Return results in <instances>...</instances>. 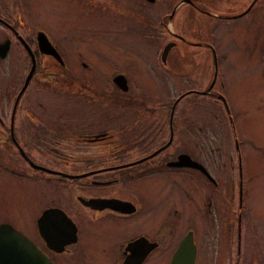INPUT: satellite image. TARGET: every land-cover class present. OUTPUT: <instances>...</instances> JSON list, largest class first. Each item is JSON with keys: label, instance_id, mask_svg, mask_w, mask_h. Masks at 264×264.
Instances as JSON below:
<instances>
[{"label": "flooded vegetation", "instance_id": "af4514ba", "mask_svg": "<svg viewBox=\"0 0 264 264\" xmlns=\"http://www.w3.org/2000/svg\"><path fill=\"white\" fill-rule=\"evenodd\" d=\"M52 2L57 38L45 23V4L51 10ZM91 16L95 23H79ZM239 18L252 27L242 43L249 54L261 52L263 68L264 0H0V194L13 185L33 194V232L16 230L39 257L50 264H168L189 232L195 264L193 216L207 229L221 224L235 198L240 230L243 159L232 113L226 112L229 135L221 144L211 124L200 134L198 114L179 104L186 91L219 99L208 68L218 69L229 49L216 29L225 24L231 32ZM116 31L126 42H157L156 73L173 78L186 70L175 57L192 47L202 60L189 63L197 71L193 86L153 97L128 64L110 57L113 68L98 71L90 58L72 59L78 34L94 39L87 44L107 43L117 41ZM163 36L169 38L161 43ZM226 145L230 155L221 157ZM224 178H231L229 192ZM9 221L0 218L14 228ZM237 222L233 264L240 257Z\"/></svg>", "mask_w": 264, "mask_h": 264}, {"label": "rangeland", "instance_id": "374dc122", "mask_svg": "<svg viewBox=\"0 0 264 264\" xmlns=\"http://www.w3.org/2000/svg\"><path fill=\"white\" fill-rule=\"evenodd\" d=\"M45 9L46 29L53 37L57 38V34L54 33V18L49 17L48 13L54 14L58 10V6L55 2H52L50 3L51 10H47V3ZM93 19L94 17L91 16L88 21L79 20V23L82 25L84 23L93 24L95 23ZM244 19L239 18L238 21H233L231 24L227 22L231 26V32L225 24L216 29V35L221 38L224 47L229 51L227 58H224L218 69L208 68V70L210 73H215L214 88L224 95L229 111L232 113V123H234L240 155L243 159V173L241 175L243 192L240 208L242 220L240 225L241 245L238 263L264 264V74L262 73V64H260L262 60L261 52L252 50V53L249 54L248 49H245L246 45L242 43V41H249V32L252 28L249 24L246 25V18ZM98 22L99 18L97 19ZM103 26L104 24H97L98 29L95 30L104 32ZM177 26H181V24ZM57 31L59 33V30ZM116 32L119 36L117 41L111 39L107 43L92 41L87 44L86 42L94 39L92 37L85 38L86 34H78L74 38L73 51L75 53L72 59L76 60L77 54L90 58L98 71L111 70L113 67H110V61L119 66L128 64L131 73L135 74L133 75L135 81L137 80L139 84L145 87L153 97H171L176 95L178 91L187 89L188 85L193 86L189 78L192 76V72L195 74L197 71L191 69L189 63L193 59L199 60L201 63L202 60L197 53L192 54V47L185 45L183 50L180 49L182 52L179 55L180 57H175L183 64V68L186 66V70H181L180 67L177 71V77L173 78L168 73L162 75L156 73L157 69L154 68L152 60L153 53L157 49V42L154 44V42L150 43L144 39H131V41L126 42L120 37V32ZM109 34L113 35L112 30ZM165 36L160 39L161 43L164 42V39L169 38V36L168 38ZM100 39L103 38L100 37ZM178 48L180 47L178 46ZM137 53H143V56L137 58L135 55ZM196 55L197 57H195ZM106 58H110V63L106 61ZM71 66L73 67V65ZM116 69L118 68L116 67ZM94 97L96 100H100L102 95H95ZM107 100L105 99V101ZM194 101L198 103V106L195 105ZM110 102L112 101L110 100ZM61 104L63 108V100H61ZM179 104L186 112L195 111L198 114L197 123L203 127L200 134H204L207 126L211 124L215 129V132L212 133L215 136L214 140L224 144L227 140L226 136L229 135L227 113L224 111V104L222 105L219 99L214 100L205 94H192L186 91V95L180 98ZM230 150V145L229 147L227 145L226 147L222 146L220 149L221 157L230 155ZM224 160L226 161L225 158ZM226 166L230 168L228 163ZM229 179L225 180L224 178L222 180L228 192L231 189L230 183L232 182L231 178ZM233 193L235 192L233 191ZM33 197V194H27L26 190L21 191L16 185L10 187L7 194H0V218L10 220L9 222L15 229L29 236L33 232L32 222L29 223L34 213L30 210V199ZM235 199L232 205L234 211H227L224 208L221 214L223 220L221 224L208 225L207 229V227L201 226L193 216L194 224L191 228H194L198 248L195 264H233L237 222V211L234 207ZM26 219V224H20L21 221ZM207 232H209L208 236H206Z\"/></svg>", "mask_w": 264, "mask_h": 264}, {"label": "water", "instance_id": "95a60500", "mask_svg": "<svg viewBox=\"0 0 264 264\" xmlns=\"http://www.w3.org/2000/svg\"><path fill=\"white\" fill-rule=\"evenodd\" d=\"M168 44H165L164 49ZM264 68V64H263ZM215 70V69H214ZM26 82V80H25ZM24 82V83H25ZM205 92L206 90H201ZM219 99L223 102L226 112L229 113L228 104L220 92L218 93ZM231 119V117H230ZM236 148L238 150V144L235 139ZM239 156L238 166L240 163V155ZM192 160V159H191ZM194 163V160L191 161ZM240 167V166H239ZM239 177V196L241 194V177H240V169L238 173ZM63 220L65 222H69L68 219L62 214ZM239 221L237 222V240L239 237ZM238 250V245H237ZM195 245L191 241V235L189 232L183 236V238L179 241L178 246L172 253V257L168 264H192L194 260ZM0 264H50L47 259H43L38 256V251L36 248L28 241L25 236L12 228L8 224H0Z\"/></svg>", "mask_w": 264, "mask_h": 264}]
</instances>
